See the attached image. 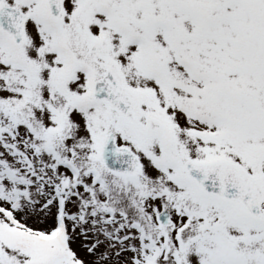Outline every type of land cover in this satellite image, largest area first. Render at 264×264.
I'll return each mask as SVG.
<instances>
[{
  "label": "snow or ice",
  "instance_id": "snow-or-ice-1",
  "mask_svg": "<svg viewBox=\"0 0 264 264\" xmlns=\"http://www.w3.org/2000/svg\"><path fill=\"white\" fill-rule=\"evenodd\" d=\"M0 264H264V0H0Z\"/></svg>",
  "mask_w": 264,
  "mask_h": 264
}]
</instances>
